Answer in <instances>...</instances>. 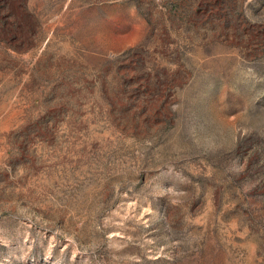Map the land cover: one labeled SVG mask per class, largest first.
I'll return each mask as SVG.
<instances>
[{
    "label": "rangeland",
    "instance_id": "374dc122",
    "mask_svg": "<svg viewBox=\"0 0 264 264\" xmlns=\"http://www.w3.org/2000/svg\"><path fill=\"white\" fill-rule=\"evenodd\" d=\"M0 264H264V0H0Z\"/></svg>",
    "mask_w": 264,
    "mask_h": 264
}]
</instances>
